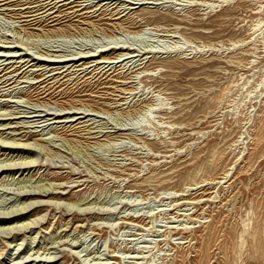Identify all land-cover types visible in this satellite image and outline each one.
Wrapping results in <instances>:
<instances>
[{"label": "rangeland", "instance_id": "1", "mask_svg": "<svg viewBox=\"0 0 264 264\" xmlns=\"http://www.w3.org/2000/svg\"><path fill=\"white\" fill-rule=\"evenodd\" d=\"M80 1L0 0V264H264V0Z\"/></svg>", "mask_w": 264, "mask_h": 264}, {"label": "bare ground", "instance_id": "2", "mask_svg": "<svg viewBox=\"0 0 264 264\" xmlns=\"http://www.w3.org/2000/svg\"><path fill=\"white\" fill-rule=\"evenodd\" d=\"M2 1H5V0H2ZM35 1H37V3H41V5H37V6H34L33 8H35L36 9V11H34V12H36V13H39V14H45L46 15V13H48L49 12V15H48V17L47 18H45L44 20H43V22H48L49 23V21L50 22H54V21H58V20H54L53 18L55 17V16H53V17H51L52 15H56V13H58V12H60L61 11V9L63 8H66V7H68V6H70V7H68L69 9H72V8H74V7H78L79 6V3H81V1L80 0H35ZM1 3V2H0ZM4 5H6V4H4ZM0 6H2V5H0ZM81 7H83V6H81ZM87 8V5H86V7H84L83 9H86ZM27 9H29V8H27ZM54 10H57V11H55L54 12ZM126 10V9H125ZM41 19V18H40ZM41 21V20H40ZM39 21V22H40ZM23 22V21H22ZM9 48V47H8ZM113 50V49H112ZM167 53H169V52H167ZM106 54H102V52L99 54V55H92L91 56V58H100V59H106L105 57H102V56H105ZM124 55V54H123ZM129 56V55H128ZM127 56V57H128ZM119 57H121V56H119ZM118 57V58H119ZM130 57V56H129ZM132 57V56H131ZM137 57V56H136ZM149 57V56H148ZM122 58V57H121ZM146 59H148V58H146ZM129 60V59H128ZM130 61V60H129ZM1 62V61H0ZM92 62V61H91ZM93 62H97L98 64L97 65H100V64H106V63H108V62H102V61H100L99 59H95ZM136 62V61H135ZM116 62H109V65H111V64H115ZM117 63H118V60H117ZM87 64V62H84L83 64H79V66H84V65H86ZM138 64V63H137ZM140 64V63H139ZM24 64H22L21 66H20V68L19 69H15L14 70V72L16 73L18 70H20V69H23L24 68ZM28 66V65H27ZM96 66V65H95ZM26 67V66H25ZM73 67V66H72ZM77 67V66H76ZM104 67V66H103ZM102 67V68H103ZM107 67H109V66H107ZM115 67V66H114ZM12 68H13V66H4L2 63L0 64V97H2L3 96V92H2V88H8V87H10L11 85H13L16 81H14V82H12L13 81V79L14 78H8L7 79V77L8 76H10L9 74H11L12 73V71L10 72V70H12ZM71 67H69L66 71H64V72H60L61 73V75H63L64 73H66V72H68V70L70 69ZM90 68V67H89ZM89 68L88 67H86V68H81L80 70H77L76 72H80L81 71V73H80V75H82V78H84V77H87L88 75H90L91 74V72L92 71H94V70H92V71H90L89 72ZM109 69V68H108ZM24 73V71L23 72H20V75H22ZM19 75V76H20ZM55 75V74H54ZM79 75V76H80ZM67 76H69V74H66L61 80H58V79H56L57 77H52V78H46V79H43L42 81L40 80L38 83L39 84H36V85H34L33 87H35V90H39L40 88H42V87H47V86H51V87H57V89H59L60 87H62L63 85H65V83H61V81L63 80V79H65ZM52 80H55L54 82L52 81ZM74 81V80H73ZM72 82V81H71ZM26 83V82H25ZM33 83V82H32ZM30 84V83H29ZM53 89V88H52ZM6 116V115H5ZM72 122V121H71ZM41 187V186H40ZM41 191V190H40ZM74 206V205H73Z\"/></svg>", "mask_w": 264, "mask_h": 264}]
</instances>
